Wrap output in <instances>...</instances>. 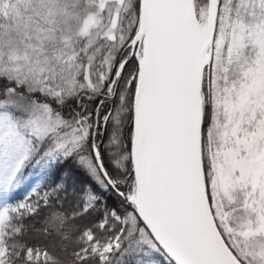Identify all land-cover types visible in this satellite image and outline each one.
I'll return each instance as SVG.
<instances>
[{
	"label": "snow or ice",
	"instance_id": "obj_1",
	"mask_svg": "<svg viewBox=\"0 0 264 264\" xmlns=\"http://www.w3.org/2000/svg\"><path fill=\"white\" fill-rule=\"evenodd\" d=\"M0 264H264V0H0Z\"/></svg>",
	"mask_w": 264,
	"mask_h": 264
}]
</instances>
